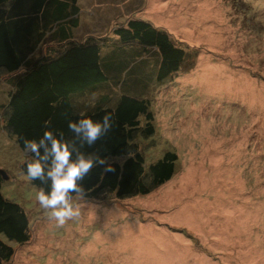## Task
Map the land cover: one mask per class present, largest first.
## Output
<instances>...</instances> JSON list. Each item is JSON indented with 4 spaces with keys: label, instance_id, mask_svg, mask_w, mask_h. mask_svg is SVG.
<instances>
[{
    "label": "rangeland",
    "instance_id": "rangeland-1",
    "mask_svg": "<svg viewBox=\"0 0 264 264\" xmlns=\"http://www.w3.org/2000/svg\"><path fill=\"white\" fill-rule=\"evenodd\" d=\"M80 5L91 28L84 25L78 38L110 35L138 17L194 51L192 68L186 64L166 83H152L146 94L156 132L136 139L148 163L176 151V173L147 196H76L79 216L57 227L21 169L27 153L5 127L11 86L2 74V190L27 209L31 229L24 244L6 239L15 249L8 264H264V0Z\"/></svg>",
    "mask_w": 264,
    "mask_h": 264
},
{
    "label": "trees",
    "instance_id": "trees-1",
    "mask_svg": "<svg viewBox=\"0 0 264 264\" xmlns=\"http://www.w3.org/2000/svg\"><path fill=\"white\" fill-rule=\"evenodd\" d=\"M84 25L91 28L83 20L80 0H0V84L2 74H9L11 86L5 127L25 152V139L38 141L46 121L48 130L57 135L63 131L64 139L71 140L68 123L79 119L80 112L94 120L110 114L111 131L91 148L81 149L99 155L105 164L94 166L80 182L84 193H72V198L147 196L172 179L179 157L167 150L148 163L136 141L156 132L155 111L146 93L153 82L166 83L184 65L192 68L194 51L138 17L115 26L110 35L78 38ZM150 60L155 70L147 77L144 69ZM103 87L107 92H99ZM30 159L27 153L21 164L27 177L25 162ZM109 165L113 170L105 171ZM1 170L0 264H8L15 249L6 239L24 244L31 229L27 209L4 195ZM28 179L48 191L49 185Z\"/></svg>",
    "mask_w": 264,
    "mask_h": 264
},
{
    "label": "clouds",
    "instance_id": "clouds-1",
    "mask_svg": "<svg viewBox=\"0 0 264 264\" xmlns=\"http://www.w3.org/2000/svg\"><path fill=\"white\" fill-rule=\"evenodd\" d=\"M78 115L79 119L68 123L71 140L64 139L63 131L57 135L48 130L49 122L46 121V130L38 141H24L25 152L32 156V159L25 162L28 177L49 185L48 191L41 188L35 198L57 227H63L68 220L79 216V207L73 204L71 194H83L84 188L80 182L94 166L105 164V159L99 155L86 154L81 149L85 145L91 148L112 129L110 114L106 113L102 120L87 117L84 112ZM112 170L110 165L105 169Z\"/></svg>",
    "mask_w": 264,
    "mask_h": 264
},
{
    "label": "water",
    "instance_id": "water-1",
    "mask_svg": "<svg viewBox=\"0 0 264 264\" xmlns=\"http://www.w3.org/2000/svg\"><path fill=\"white\" fill-rule=\"evenodd\" d=\"M1 173L3 174L4 178L7 177L6 173L4 171L1 170Z\"/></svg>",
    "mask_w": 264,
    "mask_h": 264
},
{
    "label": "crops",
    "instance_id": "crops-1",
    "mask_svg": "<svg viewBox=\"0 0 264 264\" xmlns=\"http://www.w3.org/2000/svg\"><path fill=\"white\" fill-rule=\"evenodd\" d=\"M85 22H87V21H85Z\"/></svg>",
    "mask_w": 264,
    "mask_h": 264
}]
</instances>
